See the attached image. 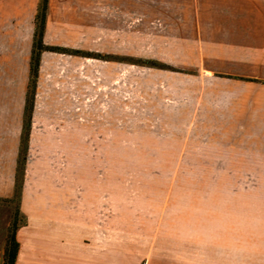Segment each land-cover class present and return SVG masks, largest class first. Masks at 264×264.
<instances>
[{"label": "crops", "instance_id": "1", "mask_svg": "<svg viewBox=\"0 0 264 264\" xmlns=\"http://www.w3.org/2000/svg\"><path fill=\"white\" fill-rule=\"evenodd\" d=\"M39 4L0 0V264L16 208L15 264H264V0H49L43 44L102 58L41 53L23 150ZM140 31L162 66L109 55ZM120 146L159 171L120 177Z\"/></svg>", "mask_w": 264, "mask_h": 264}, {"label": "rangeland", "instance_id": "2", "mask_svg": "<svg viewBox=\"0 0 264 264\" xmlns=\"http://www.w3.org/2000/svg\"><path fill=\"white\" fill-rule=\"evenodd\" d=\"M141 24V21L136 23L137 26ZM154 32V31H153ZM144 38L147 40L146 44L144 45ZM150 39H153L154 42L157 41V35L151 34L150 36H143V33L136 32L135 36V50L127 53L124 52H113L109 55H118L120 57L124 58H130L135 63H141V64H147V63H156V59H153V56H156L158 54V45L152 44L149 41ZM77 51V50H76ZM82 52V51H80ZM82 53H91L100 55L101 53H96L94 51H87ZM107 55V53H104ZM123 55V56H122ZM128 55V56H127ZM84 122V117L78 116L75 114L71 115V124L74 126H78V124H82ZM100 119L98 117H87V124H94L99 123ZM119 140H134V141H141L145 143H151L153 141L156 142H168L173 140V132L166 129V128H160L158 126L152 125V124H145L141 121H136L133 126H128L126 121L119 120ZM131 129L133 131H127V129ZM126 129V130H122ZM78 150V149H76ZM91 150V149H90ZM118 172L120 177H128V174L132 176V174L135 177H142L145 175H153V173H157L160 169V164L158 162H154L155 159L151 158L147 162H140L141 160L136 158L138 156H153V155H159L158 152L161 151L158 147H122L120 146L118 149ZM164 150V149H163ZM147 173V174H146ZM127 175V176H126ZM127 182V181H124ZM120 180V183H124ZM131 182V181H129ZM121 185H120V191H121ZM13 205H16V199L13 200ZM16 208V206H15ZM16 210V209H15ZM18 222L21 224L23 222V218L18 215Z\"/></svg>", "mask_w": 264, "mask_h": 264}, {"label": "trees", "instance_id": "3", "mask_svg": "<svg viewBox=\"0 0 264 264\" xmlns=\"http://www.w3.org/2000/svg\"><path fill=\"white\" fill-rule=\"evenodd\" d=\"M48 1L49 0H40L38 12L36 15L35 23V33H34V45L32 49V56H31V77H30V85L28 89L27 94V101H26V114H25V120H24V140H23V150L26 149V139L28 135V124L30 121L32 106H33V99H34V93H35V87H36V79H37V73H38V66H39V60L40 55L43 51H51V52H67L71 54H77V55H83L91 58H102L100 55L91 54V53H82L80 51L76 50H67V49H60L57 47H50L45 46L43 44L42 38L44 34L45 29V21L48 11ZM148 65L152 66H162L160 64L156 63H147ZM24 163L20 161L18 165V178L16 182V194L15 199L17 200L19 198V173L23 170ZM18 215L19 211L16 208L12 221L10 223V226L8 228L7 232V238H6V244L4 248V254H3V263L2 264H15L16 256L19 249V244L16 240V231L19 227L18 222Z\"/></svg>", "mask_w": 264, "mask_h": 264}]
</instances>
